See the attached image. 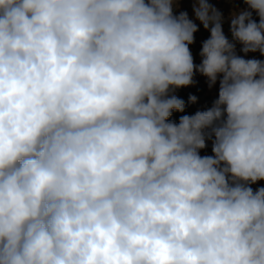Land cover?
Wrapping results in <instances>:
<instances>
[{
	"label": "clouds",
	"instance_id": "clouds-1",
	"mask_svg": "<svg viewBox=\"0 0 264 264\" xmlns=\"http://www.w3.org/2000/svg\"><path fill=\"white\" fill-rule=\"evenodd\" d=\"M232 2L229 39L209 0H0V264H264V0Z\"/></svg>",
	"mask_w": 264,
	"mask_h": 264
},
{
	"label": "rangeland",
	"instance_id": "rangeland-1",
	"mask_svg": "<svg viewBox=\"0 0 264 264\" xmlns=\"http://www.w3.org/2000/svg\"><path fill=\"white\" fill-rule=\"evenodd\" d=\"M210 3H212L217 9H219L222 14L224 15L225 23L223 24V30L225 34L231 39L230 31H229V21L228 17L230 16L232 10L240 9L245 7L243 3H236L234 4L232 0H209ZM180 10H185L189 13V16H192V0H180ZM199 31L195 34V43L190 46L191 51L194 57V62L196 64L200 63V56L199 52L201 49L202 42L206 40L210 33L203 29L202 25H199V22L197 21ZM240 45H237V51L238 54L244 55L243 53L239 52ZM245 58H257V59H264V57H261L259 53H250ZM196 83L193 86L179 89L176 91V95L178 97H181L186 104L187 114L191 115L194 114L198 110H206L207 108L211 107L215 99L218 97V84L211 89L208 87L207 78L199 75L198 73L195 76ZM192 88H202L203 93L201 94V97L195 104H189L188 103V97L186 96V93L192 89ZM201 155H211V145L209 143V146L202 150ZM264 186V182H260L258 185H254L253 188Z\"/></svg>",
	"mask_w": 264,
	"mask_h": 264
},
{
	"label": "trees",
	"instance_id": "trees-1",
	"mask_svg": "<svg viewBox=\"0 0 264 264\" xmlns=\"http://www.w3.org/2000/svg\"><path fill=\"white\" fill-rule=\"evenodd\" d=\"M202 93H203V89L202 88H192L186 93V96L189 97L190 95H195V96H197V100H199ZM179 98H181V97H179ZM187 112L188 111L186 110L184 113H173V116L171 117V119L176 121V122H178L179 117L181 115L187 114Z\"/></svg>",
	"mask_w": 264,
	"mask_h": 264
}]
</instances>
